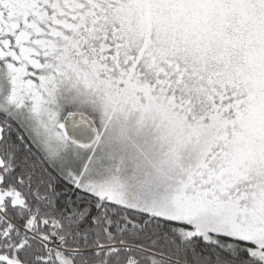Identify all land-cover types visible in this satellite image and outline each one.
Returning <instances> with one entry per match:
<instances>
[{
    "label": "snow or ice",
    "instance_id": "snow-or-ice-1",
    "mask_svg": "<svg viewBox=\"0 0 264 264\" xmlns=\"http://www.w3.org/2000/svg\"><path fill=\"white\" fill-rule=\"evenodd\" d=\"M0 264H264V0H0Z\"/></svg>",
    "mask_w": 264,
    "mask_h": 264
}]
</instances>
